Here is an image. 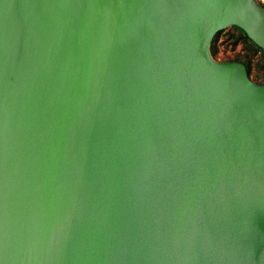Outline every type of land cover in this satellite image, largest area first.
<instances>
[{
  "label": "water",
  "instance_id": "95a60500",
  "mask_svg": "<svg viewBox=\"0 0 264 264\" xmlns=\"http://www.w3.org/2000/svg\"><path fill=\"white\" fill-rule=\"evenodd\" d=\"M256 0H0V264H264V84L208 52Z\"/></svg>",
  "mask_w": 264,
  "mask_h": 264
},
{
  "label": "trees",
  "instance_id": "16d2710c",
  "mask_svg": "<svg viewBox=\"0 0 264 264\" xmlns=\"http://www.w3.org/2000/svg\"><path fill=\"white\" fill-rule=\"evenodd\" d=\"M264 0L259 4L264 8ZM225 45L224 48L229 47L232 50L238 46V50L235 51L236 57L227 59V61H222L218 59L217 54L220 50L221 45ZM208 52L210 57L218 62H238L241 64L245 70V73L252 82L262 85L264 84L263 80H255L251 75V72L254 67V57L256 58L258 67L264 72V59L261 54V50L256 46L245 34L244 32L234 25H228L217 31H215L210 39Z\"/></svg>",
  "mask_w": 264,
  "mask_h": 264
},
{
  "label": "rangeland",
  "instance_id": "374dc122",
  "mask_svg": "<svg viewBox=\"0 0 264 264\" xmlns=\"http://www.w3.org/2000/svg\"><path fill=\"white\" fill-rule=\"evenodd\" d=\"M256 2L257 3H260L259 0H256ZM221 46H223V47L220 48V50H219V52L217 54L218 59H220L222 61H227V59L235 58L236 57L235 51L238 50V46H236L234 50H232L229 47L224 48L225 45H223V44ZM256 58H258L257 55L254 57V61H253L254 62V67H253V70L251 72V75L253 76V78L255 80H259L260 81V80H263L264 79V72H263V70H261L257 66L258 63L256 61L257 60Z\"/></svg>",
  "mask_w": 264,
  "mask_h": 264
},
{
  "label": "built area",
  "instance_id": "2783aa9c",
  "mask_svg": "<svg viewBox=\"0 0 264 264\" xmlns=\"http://www.w3.org/2000/svg\"><path fill=\"white\" fill-rule=\"evenodd\" d=\"M260 1H263V0H260Z\"/></svg>",
  "mask_w": 264,
  "mask_h": 264
},
{
  "label": "crops",
  "instance_id": "0c3cea01",
  "mask_svg": "<svg viewBox=\"0 0 264 264\" xmlns=\"http://www.w3.org/2000/svg\"><path fill=\"white\" fill-rule=\"evenodd\" d=\"M259 2H261V1L259 0Z\"/></svg>",
  "mask_w": 264,
  "mask_h": 264
}]
</instances>
